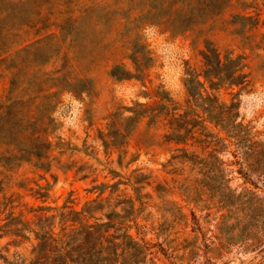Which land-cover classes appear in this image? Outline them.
I'll return each mask as SVG.
<instances>
[{"label":"rangeland","instance_id":"rangeland-1","mask_svg":"<svg viewBox=\"0 0 264 264\" xmlns=\"http://www.w3.org/2000/svg\"><path fill=\"white\" fill-rule=\"evenodd\" d=\"M173 5L174 0L0 3V10L16 11L0 23V33L15 34L0 59V152L17 138L30 146L41 136L51 145L47 171L27 163L7 168L13 172L0 167L7 190L6 200L0 194V264L39 261L32 254L35 234H44L52 221L34 209L61 207L72 193L81 210L97 197L90 190L102 184L115 192V223L144 240L146 253L131 262L264 264V172L254 154L248 161L243 155L264 146V50L256 47L264 28L232 26L241 7L234 0L217 19L182 33L168 15ZM151 7L156 11L148 16ZM207 43L223 56H241L247 66L244 82L220 93L221 102L237 107L244 147L192 114L170 117L204 106L188 97L185 86L204 71ZM37 118L41 126L34 125ZM173 129L186 144L170 141ZM219 140L214 151L210 144ZM13 194L22 200L11 212ZM55 222L59 233L61 221Z\"/></svg>","mask_w":264,"mask_h":264},{"label":"trees","instance_id":"trees-1","mask_svg":"<svg viewBox=\"0 0 264 264\" xmlns=\"http://www.w3.org/2000/svg\"><path fill=\"white\" fill-rule=\"evenodd\" d=\"M4 1L0 0V3ZM233 1L174 0L173 8L168 11V15L170 18L178 20L177 27L183 33L217 19L231 7ZM260 1L264 3V0H250V2L237 0V3L241 5L240 12L232 15L230 24L238 26L240 30L264 28V4L261 5ZM203 2H207L208 5H203ZM154 11L156 10L151 7L147 15H154ZM15 14V10L12 12L0 10V23L9 21L11 16ZM14 37L15 34L0 33V59L9 52V49H5L4 46L9 41L7 38L13 39ZM256 47L259 50H264V35ZM246 67L244 58L241 56L234 57V54L229 51L223 56L218 48L207 43L206 52H204V71L201 75H191V78L187 80V86H185L187 95L191 100L195 99L196 102L203 100L205 104L197 110H191L192 106H189L187 108L191 113L188 111L184 114L175 112L171 113L170 117L185 120L189 117L188 114H192L193 120L196 122L206 121L213 125L215 129L224 133L232 145L236 141L243 142L245 137L243 128L245 127L242 123H237L239 118L237 107L234 104L229 107L221 102L220 93L223 88H232L242 84L246 78L244 73ZM119 69V66L115 67L111 75L116 77ZM135 70L140 71L136 64ZM200 77L204 79V82H201ZM43 107L42 105L38 106L39 113L42 112ZM201 113L205 117L200 116ZM3 115L4 113L0 114V122L3 120ZM24 120V118L20 120L19 124L23 123ZM42 124L38 118L34 121V125L41 126ZM9 132L12 133V128ZM169 139L175 141L176 144H186L178 129L171 131ZM225 140L222 139L224 142ZM220 142L221 140L210 144L211 148L217 151ZM241 145L244 147L246 142ZM5 146L6 149L0 152V167L7 172H13L11 169H7L11 165L12 168H19L24 163L32 165L37 170H48L45 162L49 159L48 154L51 145L47 142V139L38 136L30 146H26L22 145L19 138H17ZM257 146L260 151L254 147H249L246 151H243L244 160L248 161L252 157L251 154H254L256 164L260 166V163H262V171L264 172V146L259 144ZM258 157H261L262 161L257 160ZM5 183L3 179L0 180V194H3L6 200ZM111 188L112 186L107 184L94 186L90 192L96 193L97 197L91 203L85 204L81 210H76L75 206L77 204L72 193L68 195L61 207L43 206L34 209L33 211L37 217L48 218L47 220L52 221L44 234H35L37 244L33 246L32 254L39 260L35 264H136L130 260L141 253H146V248L142 244L144 240L142 238L136 239L130 234L131 228L129 226L115 223L113 218L114 206L112 204L115 192L110 190ZM107 192H109V195L104 197ZM15 195H11L9 199L11 201L9 204L11 212L21 207L22 199L20 195ZM13 197L15 199L11 200ZM47 199V197H44L43 202H46ZM1 205L0 200V207ZM97 215H100V217H97ZM58 219L61 221L59 222L60 232L56 233L55 221ZM106 219L107 221L104 222ZM41 260H44V262Z\"/></svg>","mask_w":264,"mask_h":264},{"label":"clouds","instance_id":"clouds-1","mask_svg":"<svg viewBox=\"0 0 264 264\" xmlns=\"http://www.w3.org/2000/svg\"><path fill=\"white\" fill-rule=\"evenodd\" d=\"M150 27L154 28V26H150Z\"/></svg>","mask_w":264,"mask_h":264}]
</instances>
